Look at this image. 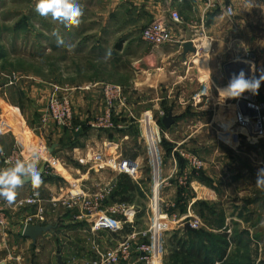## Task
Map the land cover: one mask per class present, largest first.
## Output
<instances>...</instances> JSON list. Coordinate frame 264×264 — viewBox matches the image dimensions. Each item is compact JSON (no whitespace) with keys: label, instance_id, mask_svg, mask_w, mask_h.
<instances>
[{"label":"crops","instance_id":"1","mask_svg":"<svg viewBox=\"0 0 264 264\" xmlns=\"http://www.w3.org/2000/svg\"><path fill=\"white\" fill-rule=\"evenodd\" d=\"M225 1L235 7L236 15L233 19L227 17L221 6L206 9L202 0H95L96 9L90 12L83 11L79 27L71 30L59 27V24L51 22L49 17L48 30L51 36L48 37V43L44 45L33 43L32 46L38 49L47 45L48 58L60 56V61L56 62L57 66L53 62L52 66L46 64V68H57L58 76L54 70H48L47 77L34 71L22 70L16 73L18 77L14 83L8 85L9 79L6 80L5 75L0 74L2 80L0 155L2 152L9 153L17 143L25 148L27 155H31L34 150L47 147V152L40 157L39 170L49 161L53 168H61V172L63 171L61 175H45L46 184L43 192L47 196L66 194L90 196L105 186H113L108 197L102 202L103 208L118 202L127 203L133 211L131 219L135 222L134 225L138 229H146L150 219L152 194L149 166L147 165L146 173L142 170L138 178L120 174L114 169L115 164L122 158H135L139 161L146 158L145 147L140 143V135L134 134L137 127V130L140 129V122L135 116L136 105L127 99V104L118 108L114 117L117 127L114 129L92 128L87 114L90 115L94 109V95L77 92L78 88L67 85L68 87L63 86L60 89L69 93L74 111L76 109L74 121L76 129L73 131L61 128L52 120L43 122L52 94L50 92H53L58 84L74 81L68 77L71 71L67 70L73 66L71 62L75 60L73 56L83 58L85 61L104 58L109 67L113 63L120 67L122 61L127 60L129 61L127 68L131 71L128 76L138 75L143 78V83H137V87L151 89L153 95L149 98H154L155 95L157 97L155 100L161 101L153 104L152 100L151 107H146V111L159 120L162 131L166 133L164 136L166 144H163L165 152L163 178L169 180V185L164 191L163 198L168 210L182 216L187 211L193 213L194 209L199 210L207 206L213 216L221 206L217 192L213 188L201 185L198 178L204 177L198 176L197 170L192 171L187 159L179 153L180 150H186L200 155L199 150L192 146L193 136H189L191 141L187 137L179 141L173 140L172 137L180 131L188 130L189 121L202 119V113L197 110L200 107H209L210 103L215 111L212 123L209 124L221 135L219 121L222 120L224 111L232 106L234 101L226 99L221 102L217 91L229 83L225 67L234 61H244L252 66L250 78L252 76L258 78L260 70L264 69V0ZM170 10H178L183 17L181 24H175L177 41L161 46H152L144 42L141 38L142 30L156 20L170 22ZM54 30H58L60 35L64 36L63 46L57 45ZM22 31L20 28L16 35ZM71 35H74V41L70 38ZM187 41L193 42L195 52L185 53L184 44ZM206 41L209 43L208 50ZM68 45L72 46L71 50L68 49ZM22 47L23 44L20 43L15 58L36 62V55L26 54L21 51ZM11 57L6 53H0L2 62L10 60ZM80 66L86 67L82 62ZM87 70L85 68L86 72ZM205 75L207 79L203 80ZM96 78L98 77L93 80V87H100L102 91L103 80ZM88 81L92 79L80 80L78 83ZM40 83L47 84L46 96L43 92L38 94L39 90L35 86ZM25 84L28 85L25 87ZM159 86L162 91L159 90ZM4 88L6 90H3ZM10 88L17 91L18 101L12 96L15 105L10 99ZM87 88L84 87L82 90H89ZM34 91L37 92L35 97L32 95ZM259 92L264 100V82ZM186 95L191 97V101L184 103L182 100ZM24 96H28L29 100L23 98ZM169 99L175 100L170 103ZM103 102L104 98L99 107L100 114L104 110ZM80 106H83L84 110L79 115V122L77 115ZM171 110L176 120L172 127L167 129L162 119ZM161 112H164L163 116ZM224 124L223 122L221 127H225ZM238 130L242 132L241 129ZM70 133L72 140L68 138ZM131 134L132 142L129 137ZM121 135L124 136L123 139L119 138ZM53 145L56 147L50 152ZM253 146L256 151L262 149L258 144ZM98 154L101 155L100 159L96 158ZM231 162L228 161L229 168ZM261 164L263 165V161ZM186 175L189 176L187 188L180 184V179ZM32 190L30 184L18 188L17 200L25 199ZM255 190L256 198L250 200L247 191L241 190L238 213L237 211L231 213L230 209L224 208L223 219L218 216L212 218L210 215L207 230H196L186 226L168 232L164 264H264V189L257 187ZM138 194L144 196L145 208L136 200ZM189 195L191 200L187 201ZM18 201L15 202L6 227L0 228V264H92L97 254L115 246L123 234L108 230L97 231L90 220H73L71 219L73 214L72 216L66 214L62 222L56 223L55 231L44 233L37 242H34L24 236L26 225L47 224L51 222L54 213L62 207L54 210L48 205V210L41 219L36 216L35 205L20 204ZM227 210L229 212H226ZM31 216L34 217L33 222H30ZM130 229L131 226L127 225L122 232H128ZM72 233L75 235L71 236ZM54 238L60 242V247L43 250L42 246L45 243L51 246ZM237 249L240 254H233Z\"/></svg>","mask_w":264,"mask_h":264},{"label":"built area","instance_id":"2","mask_svg":"<svg viewBox=\"0 0 264 264\" xmlns=\"http://www.w3.org/2000/svg\"><path fill=\"white\" fill-rule=\"evenodd\" d=\"M206 9L221 6L229 19L236 15L235 7L225 0H202ZM171 21L156 20L142 30L141 38L152 46H161L177 41L175 36V24H181L183 17L178 10H170ZM14 79L9 84H13ZM104 98V110L100 116L89 122L92 128L114 129L117 124L114 117L120 106L127 104V98L123 88L117 84L104 83L102 85ZM233 104L224 111L223 121L227 129H241L242 132L258 142L264 141V100L260 92L253 95L245 92L240 98L233 99ZM201 101V100H200ZM234 113V120L227 117L228 111ZM252 110L254 112H251ZM164 115V112H161ZM54 121L61 128L75 130V111L69 93L59 91L52 93L47 104V115L44 122ZM140 122V138L147 150V158L150 159V175L152 194L150 197V220L146 229H138L131 219L132 209L127 203L118 202L103 208L102 202L108 197L113 186H105L97 193L90 196L83 195H61L47 196L43 189L45 187V175H61L58 168H53L47 161L45 173L42 177L43 184L38 191H31L30 195L20 204H30L37 207L36 216L41 219L48 210V205L56 207L62 205L73 210L77 208L78 214L74 220H90L95 230H108L112 233H123L115 246L107 248L104 252L97 254L92 264H164L167 252V233L175 228L186 227L190 224L193 229H200L204 226L203 221L193 214L177 216L168 210L167 203L163 198L164 191L169 185V180L163 178V165L165 152L163 140L166 133L162 130L159 120L149 111H145ZM47 147L39 148V157L46 153ZM179 153L187 159L192 171H199L204 167V162L197 154L180 150ZM32 155V154H31ZM31 155L25 153V148L17 143L9 152H2L0 155L1 168L9 166L8 161L27 159ZM97 159L101 155L96 156ZM40 160V159H39ZM114 169L120 174H126L132 178H138L142 172L141 162L135 158H122ZM189 176L180 179V184L187 188ZM107 187V188H106ZM30 222L34 217H29ZM8 223L6 209L0 208V228H5ZM127 225L131 226L128 232H122Z\"/></svg>","mask_w":264,"mask_h":264},{"label":"rangeland","instance_id":"3","mask_svg":"<svg viewBox=\"0 0 264 264\" xmlns=\"http://www.w3.org/2000/svg\"><path fill=\"white\" fill-rule=\"evenodd\" d=\"M35 3L36 0H0V53H6L7 55H10V57L11 55H14V57H11L10 60L7 61L5 60L2 62L0 59V61L2 62L0 63V74L3 76L5 75L4 77L6 78V80L9 79L8 85H10L9 84L10 80L12 79L15 80L18 77L16 73L22 70L34 71L36 74L39 75L41 74L44 77H47L48 70L49 71L54 70L56 76H58L57 68H52V67L46 68L47 66L46 64L48 63L51 66L55 64V66H57L56 62H58V60L61 59L60 56L48 58L47 45L45 47L40 46V48L38 49L37 48L34 49L32 46L33 43H41L43 45L47 44L48 37L51 36L48 30L49 17L44 18L39 16L34 10ZM77 3L84 12L86 11L90 12L96 9L95 0H87L86 3H81L77 0ZM51 22L54 21L52 20ZM59 27L63 28V26L61 25H59ZM20 28L23 30L22 33L16 35L17 30H19ZM60 36L62 38L64 37L63 35ZM70 38L73 41L75 39L74 35H71ZM20 43L23 44L21 51H24L26 52V54L29 55L33 53L36 55L37 57L36 62H33L31 60L27 61L26 59L20 60L15 58L16 56L15 52L16 50H18L17 48ZM73 58H75V60L71 61L73 66L67 68V70L71 71L68 77H71L72 80L74 81L68 84H58V87L55 88V90H53V92L50 93H54L57 90L61 92L60 87L63 86L68 87L67 85L72 86V88H78L77 92H84V94L92 93L94 95L93 99L95 101L93 102L94 109L91 111L90 115L87 114L88 115L87 119L90 118L88 120L89 122L93 120L96 116L98 115L100 116L102 114V113L100 114L101 111L99 107H101L103 94L100 87H93L94 85L93 80H95V77H98L96 78L98 80L102 79L103 83H113L123 88L125 95L128 99V102L136 105L137 107V111L135 113L136 120H139L142 117V115L146 111V107H151L150 102H152V100H154L153 104L161 103L160 100H155L157 99L155 95L154 98H149L151 95H153L151 93L152 92L151 89H146V88L143 89L144 87H137V83L138 84L143 83L142 77H138V75H135L134 77L128 76L131 72L127 68V66H129V61L123 60L120 67H118L114 63L113 65H111V67H109L106 65L108 63H106V60L104 58H100L99 60L92 59L91 61L90 60L85 61L83 60V58H79L78 56H73ZM52 62L54 64H51ZM81 62L82 64L86 65L85 67L86 70L88 66H91L88 67L87 72L85 71V68H82L80 66ZM61 72L62 74H64L63 70H61ZM58 78L61 79L60 77ZM88 78H91L93 82L88 81L83 84L78 83V81ZM204 79H207L206 75L203 78V80ZM1 81L2 80L0 78V82ZM27 85L28 84H25V87ZM261 85H263V82L261 83ZM35 87L38 88L39 90L38 94L40 92H43V95L45 94L44 96L48 94L47 84L44 85L40 83L38 86ZM84 87H88L87 89L89 90H82V88ZM158 88L160 91H162L160 86ZM10 89H11L9 90L11 93L10 99L14 104L15 100L12 98V96L18 101L17 91L14 88H10ZM3 90H6V88H4ZM155 90L156 89H154V91ZM36 93L37 92L34 91L32 92V95L35 97ZM23 98L29 100L28 96L26 97L24 96ZM169 100L171 103L175 99H169ZM182 101H184V103L189 102L191 101V97L186 95V97H184V100ZM21 103H23V101ZM19 107L20 109H22L20 104ZM103 107H104V102H103ZM83 110H84L83 106H80L78 109L79 113L77 115V119L79 122H80L79 115L82 114L81 112H83ZM197 111H199V113H202L203 116L202 119L198 118L189 121L188 122L189 123L188 125H190L189 127L188 125H184L186 128L188 127L189 129L183 132L180 131L176 133L174 137H172V139L179 141L187 137L189 141H191V138H189V136H193L192 146H195V148L199 150L198 153H200V155L198 154L197 155L204 162V167L197 172L198 176H202L204 178H198V180L200 181L201 185L207 186L210 189L213 188V190H215L217 192V195L219 196L218 202H221L220 204L221 206L214 212L213 216L211 210H209L207 206H204L202 209L199 210L194 209L193 213L189 211L186 212V214L191 213L194 216L199 217L203 221L204 226H202L198 230H207V226H208L207 224L211 220L210 215L212 218H216L218 216L220 219H223L225 216L224 208L230 209L231 213H233L234 211H237V213L239 212L241 190L247 191V197L249 200L256 198L255 197V192H256L255 189L257 188L256 173L259 168H264V141L258 142L257 140L252 139L249 136L243 135V133L240 132L238 129L231 130L230 128L227 129L226 127H221L222 123L225 122L223 121V118L222 120L219 121L220 124H218V128H220V130L219 129L218 130L221 131L220 133L221 135H219L215 130L212 129L213 127H211L209 124L212 123L213 112L215 111L213 107H211V103L209 107H200L199 110ZM157 112L158 111H154V113ZM46 115L43 118V122ZM220 115L222 117V114ZM37 117L38 116H35V118ZM217 119H219V117H217ZM137 128L135 129L134 134L140 135L141 134L140 129L137 130ZM81 129L83 130L84 127H82ZM122 135L119 136V138L123 139L124 136ZM71 136L72 134L70 133L68 138L72 140ZM129 137L131 140L132 134ZM140 141H141L140 143L143 144L141 139ZM253 144L260 145L262 149L256 151ZM143 146L145 145L143 144ZM146 153L147 150L145 147V154H144L145 156H147ZM230 160L232 161L231 168H229L228 166V161ZM261 161H263V165L261 164ZM140 162H141L142 170H144V173H146L147 165L149 166V171L151 172L150 169L151 163L149 158L147 157L142 158ZM59 169L60 171L62 170L61 168ZM30 193L28 194V196L30 195ZM28 196L25 199H27ZM17 198L18 197L16 196L15 200L11 204H9L3 198H0V208L6 209V213H8L7 214L8 219L11 218L10 215L12 214L13 207L18 201ZM25 199L23 198L18 202L19 203L24 202ZM144 199L145 198L142 194H138L136 198V200H139L138 203H140L141 207L143 208H145ZM189 200H191L190 195L187 198V201ZM184 201H186L185 197H184ZM204 202L206 203V201ZM222 203H224L226 207H224ZM52 208L54 210L58 208L60 209L54 213V217H52L51 222L47 224L56 225V223H60L63 221L62 218L66 214H70L71 216L73 214L74 216L79 213L77 208L70 210L68 208L63 207L60 204L57 205L56 207L52 206ZM226 212H229V210H227ZM173 214L176 215L177 213L175 214V212H173ZM147 217L149 219V216ZM71 219L74 220V218ZM56 228H54L53 231H55ZM72 235H75V233L74 234L72 233L71 236ZM50 245L51 246L45 243L42 246L43 250H53L56 248L58 249L61 244L60 242H57V240H55L54 238L52 243H50ZM233 254H240V251L237 249Z\"/></svg>","mask_w":264,"mask_h":264},{"label":"clouds","instance_id":"4","mask_svg":"<svg viewBox=\"0 0 264 264\" xmlns=\"http://www.w3.org/2000/svg\"><path fill=\"white\" fill-rule=\"evenodd\" d=\"M34 10L41 17H51L67 30L78 27L83 15L77 0H36ZM53 35L56 37L57 45L63 46L64 40L59 31L54 30ZM67 47L69 50L72 48L71 45ZM262 82H264V69L260 70L258 78L256 76L247 78L244 70L241 69L238 74H232L226 87L217 89L220 101L240 98L245 92L256 95ZM39 159L38 150H34L30 158L9 160V166L0 168V198L11 204L16 198L17 189L25 183L30 184L34 192L38 191L44 182L38 168ZM256 185L264 189V168L257 170Z\"/></svg>","mask_w":264,"mask_h":264},{"label":"water","instance_id":"5","mask_svg":"<svg viewBox=\"0 0 264 264\" xmlns=\"http://www.w3.org/2000/svg\"><path fill=\"white\" fill-rule=\"evenodd\" d=\"M184 51L185 53H188L189 51L190 52L196 51L192 41L185 42ZM241 69L244 70L246 77L250 78L252 71H253L252 66L248 65L244 61L239 60V61L231 62L225 67V72L228 77V80H230L233 73L238 74ZM249 111L254 112L252 110H249ZM227 117L229 120H234V113L231 110L228 111ZM175 120H176V117L173 111L171 110L166 116H164V118L162 119V123L165 128L169 129L175 123ZM55 147L56 145H53L50 149V152H53ZM46 166H47V163L45 162L43 166L40 168V173L42 177L45 173ZM26 184L28 183H25L24 185ZM187 227L191 228L190 224H187ZM54 228H56V225H52V224H27L24 229V236L31 238L34 242H37L39 237H41L44 233L53 231Z\"/></svg>","mask_w":264,"mask_h":264},{"label":"bare ground","instance_id":"6","mask_svg":"<svg viewBox=\"0 0 264 264\" xmlns=\"http://www.w3.org/2000/svg\"><path fill=\"white\" fill-rule=\"evenodd\" d=\"M205 45H206V49L208 50L209 49V43L206 41L205 42ZM206 60V59H205ZM205 63H206V61H205ZM206 90H207V88H206ZM231 103V102H230Z\"/></svg>","mask_w":264,"mask_h":264},{"label":"trees","instance_id":"7","mask_svg":"<svg viewBox=\"0 0 264 264\" xmlns=\"http://www.w3.org/2000/svg\"><path fill=\"white\" fill-rule=\"evenodd\" d=\"M162 125V124H161ZM163 144H166V141L165 140H163ZM170 149V148H169Z\"/></svg>","mask_w":264,"mask_h":264}]
</instances>
